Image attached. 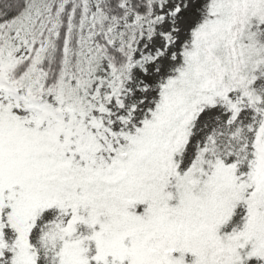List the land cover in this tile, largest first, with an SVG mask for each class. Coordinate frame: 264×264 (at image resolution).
<instances>
[{"label": "snow or ice", "instance_id": "1", "mask_svg": "<svg viewBox=\"0 0 264 264\" xmlns=\"http://www.w3.org/2000/svg\"><path fill=\"white\" fill-rule=\"evenodd\" d=\"M0 264H264V0H0Z\"/></svg>", "mask_w": 264, "mask_h": 264}]
</instances>
